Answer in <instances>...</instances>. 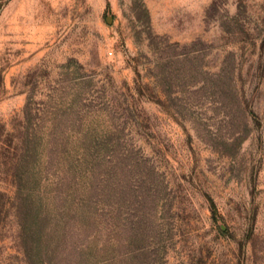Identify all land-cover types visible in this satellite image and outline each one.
Segmentation results:
<instances>
[{
    "label": "rangeland",
    "instance_id": "rangeland-1",
    "mask_svg": "<svg viewBox=\"0 0 264 264\" xmlns=\"http://www.w3.org/2000/svg\"><path fill=\"white\" fill-rule=\"evenodd\" d=\"M0 264H264V0H0Z\"/></svg>",
    "mask_w": 264,
    "mask_h": 264
}]
</instances>
